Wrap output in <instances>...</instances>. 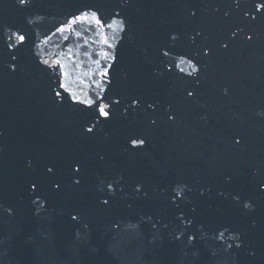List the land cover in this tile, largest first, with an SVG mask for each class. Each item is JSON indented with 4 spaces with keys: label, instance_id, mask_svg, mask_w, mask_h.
<instances>
[{
    "label": "water",
    "instance_id": "obj_1",
    "mask_svg": "<svg viewBox=\"0 0 264 264\" xmlns=\"http://www.w3.org/2000/svg\"><path fill=\"white\" fill-rule=\"evenodd\" d=\"M227 4L34 0L22 10L0 0V264H228L224 247L232 229L244 233L245 247L232 254L237 264H264V193L253 180L264 172V22H254L253 32L235 5L223 17ZM86 7L108 22L122 20L123 30L84 23L56 32ZM236 25L252 41L241 33L224 49L220 42L231 40ZM17 30L26 44L18 43ZM107 65L109 76L101 77ZM55 92L61 97L54 102ZM73 94L121 103L105 122L95 106L74 103ZM133 96L142 102L130 107ZM169 110L175 120H168ZM94 123V134L85 135ZM135 138L144 145L133 147ZM77 162L82 171L73 174ZM46 164L55 165L62 189L51 184ZM116 181L123 191L117 188L102 206L105 184L115 188ZM137 184L140 194L133 191ZM178 186L191 189L185 200L177 198L179 208L171 200ZM237 193L255 201L254 212L233 201ZM181 215L192 224L178 222Z\"/></svg>",
    "mask_w": 264,
    "mask_h": 264
},
{
    "label": "snow or ice",
    "instance_id": "obj_2",
    "mask_svg": "<svg viewBox=\"0 0 264 264\" xmlns=\"http://www.w3.org/2000/svg\"><path fill=\"white\" fill-rule=\"evenodd\" d=\"M34 0H14L15 5L18 8L23 9H27L29 7H31L33 5ZM222 4V3H221ZM243 4V7H242ZM232 5H235V10H238L239 13L242 12V19H245V16L248 17L247 24H245L249 30L255 32V28L252 27L254 22L257 21H261L264 22V0H230V4H227V7H224L225 10L223 12V17H228L233 13V9H232ZM221 10V7H217L215 9V12L219 13ZM117 15H119V13H117ZM190 15L192 17L196 16V12H191ZM29 24L32 23V20L28 21ZM87 23L89 24L90 27H94L97 31L107 27V28H113V26H117L120 27L121 30H123V21L122 20H117L115 18H111V22H108L107 19H102L101 15H99V10H93L92 8H85V9H78L76 13L71 14V16L66 19V21L61 24L59 27L56 28V32L58 33H65V32H72L75 31V27L78 24H84ZM243 33L244 35V40L246 42H251L252 41V35H249L248 32L245 30V27H241L240 25H236L235 26V30L231 32V40L229 42H224L221 41V46L224 49L229 48L230 42H232V40H234L237 35ZM202 30L197 31L196 32V36H202ZM16 39L18 41L19 44L23 45L27 43V37L26 35L23 34H19V30H17L16 33ZM65 39H67V37H65ZM170 39L173 41H176L179 39L178 35H171L170 34ZM205 43L200 45V48H203L204 51V55L207 56L209 53V48H204V44H208L207 43V37H204ZM192 42L193 44L196 43V37H192ZM103 43L108 47L111 48L113 47L112 44H110L107 40V38L105 37L103 40ZM8 47H11V45H8ZM199 48V49H200ZM105 59H112L114 61V56H112L111 53L109 52H104L103 53ZM169 55V51H163V56L167 57ZM197 55H200V51H198ZM11 58L13 60L16 59L15 54L11 56ZM97 64L100 63L99 60L95 61ZM43 63L47 64L48 61H43ZM161 63H163V61H161ZM55 66H60V62L56 61V65ZM110 65H107L104 70H102L100 72L101 77L107 78L109 76V71L108 68H110ZM16 70V65L13 64L12 65V71ZM193 71H198L197 68L193 67ZM189 75H191V73H189ZM60 76L62 77H66L67 73L61 71ZM105 83H111L110 79H105ZM61 88H67L66 83H64L63 81L60 83L59 85ZM194 95L193 91H187V96L188 97H192ZM57 97H61V93L60 92H55L53 95V101H56ZM104 97L100 96L97 97L96 99H84V100H80L78 97H76L73 94V102L74 103H83L85 104L88 108H92L93 106H95V109L98 113L99 117H102L103 120L105 122L111 120L112 116L114 115V113L111 111V109L114 106L120 105L121 100L119 98L113 99L111 100L109 103H102L100 101H103ZM62 102V100H61ZM141 98L138 96H133L130 98V107L134 106L136 104L141 103ZM149 108H152L153 105L149 104L148 105ZM167 118L168 120L172 121L175 120V114L169 110L167 113ZM99 121H97L98 123ZM157 123V121L155 119L151 120V124L155 125ZM94 127H95V123L92 126H89L87 128H85L83 130V133L85 135L87 134H94ZM234 139V143L239 144L240 140L233 138ZM145 140L143 138H135L132 139V145L133 147H136L138 145H144ZM99 159L103 160L104 156L103 155H99ZM28 166L31 167V161H28ZM72 167V171L73 174H79L82 171V165L79 164V162H77L75 165L71 166ZM55 165H50V164H46L45 165V173L46 175L50 178V182L51 184L54 186V188L56 190H60L63 187V184L60 180L55 179ZM229 182L231 181V177H228ZM253 180H254V186L255 189L260 192V193H264V172H261L260 170H258V172L253 173ZM80 179H75L73 181L74 184L79 185L80 184ZM116 187H113V182H107L105 184V192L108 196V198L102 199L100 201L102 206H109L110 204V200L112 199L113 194L116 192L117 188H119V182L116 181L115 182ZM40 187L39 182L38 181H32L30 183V188L33 191L38 190ZM119 190L122 192L123 189L119 188ZM133 191L137 194H140L143 191V187L139 184L134 186ZM191 191V189H185V188H180L179 186L177 187V189L174 190V193L171 197V200L173 202V204L175 205V207L179 208V203H176L177 198L180 201H183L187 198V193ZM145 195H147V193H144ZM204 193L201 192V195H203ZM221 196H224V193L221 192L220 193ZM233 201H235V203L237 205L240 206V208L246 212H254L255 211V201L250 199V198H245L243 196H241L239 193L235 194L232 196ZM129 207H131V205H129ZM192 211H195V208L192 209ZM71 219L73 221H76L78 219V214H72L71 215ZM151 219V218H150ZM177 221L178 222H183L185 224V226H189L192 224V220L188 219L186 216L181 215L179 217H177ZM115 227L118 229L120 227L119 224H116ZM137 227H139V225H137ZM152 228L156 227V223L153 222L151 224ZM165 227H167V225H165ZM233 232L232 235V241L229 242L226 247H224V253L226 254L227 258H228V264H237V261L235 259L232 258V254L233 253H238L239 250L243 249L245 247V240H244V233L232 229L231 230ZM219 236L220 238L224 237V232L221 231L219 232ZM174 238L176 240L180 239V236H175ZM188 240H194L196 237L195 235H188L186 237ZM252 255H255V252H252Z\"/></svg>",
    "mask_w": 264,
    "mask_h": 264
}]
</instances>
